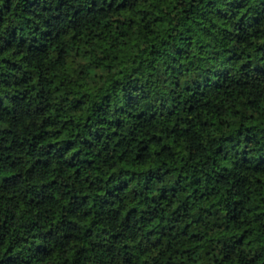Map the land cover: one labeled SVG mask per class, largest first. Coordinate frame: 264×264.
I'll use <instances>...</instances> for the list:
<instances>
[{"label":"trees","instance_id":"1","mask_svg":"<svg viewBox=\"0 0 264 264\" xmlns=\"http://www.w3.org/2000/svg\"><path fill=\"white\" fill-rule=\"evenodd\" d=\"M0 264H264V0H0Z\"/></svg>","mask_w":264,"mask_h":264}]
</instances>
